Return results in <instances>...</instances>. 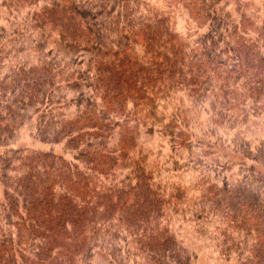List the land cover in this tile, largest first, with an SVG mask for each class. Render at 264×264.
I'll list each match as a JSON object with an SVG mask.
<instances>
[{
  "label": "trees",
  "instance_id": "16d2710c",
  "mask_svg": "<svg viewBox=\"0 0 264 264\" xmlns=\"http://www.w3.org/2000/svg\"><path fill=\"white\" fill-rule=\"evenodd\" d=\"M164 1L0 0V264H264V7Z\"/></svg>",
  "mask_w": 264,
  "mask_h": 264
},
{
  "label": "rangeland",
  "instance_id": "374dc122",
  "mask_svg": "<svg viewBox=\"0 0 264 264\" xmlns=\"http://www.w3.org/2000/svg\"><path fill=\"white\" fill-rule=\"evenodd\" d=\"M157 6H160L161 9L172 13L176 19L177 31L183 38L194 37L197 35L198 31L194 24L189 22L188 16L184 11L180 9H174L168 5L164 0H151ZM229 10L232 13L234 19L240 22L243 14H246L250 17L254 16L257 13V10L264 7V2L262 0H228ZM193 38V39H194ZM163 141L159 138H155L149 145L152 149H156L160 146ZM17 146H26L29 148L39 149L45 148L40 143L35 142L29 134L28 130H25L21 138L20 143ZM56 150L61 151L60 148ZM4 153V149L0 148V156ZM216 253L211 249H204L200 254V259L198 264H218L216 259Z\"/></svg>",
  "mask_w": 264,
  "mask_h": 264
}]
</instances>
